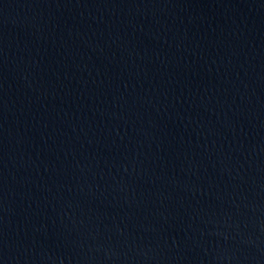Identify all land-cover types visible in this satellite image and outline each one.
Listing matches in <instances>:
<instances>
[{"label": "water", "instance_id": "1", "mask_svg": "<svg viewBox=\"0 0 264 264\" xmlns=\"http://www.w3.org/2000/svg\"><path fill=\"white\" fill-rule=\"evenodd\" d=\"M0 264H264V0H0Z\"/></svg>", "mask_w": 264, "mask_h": 264}]
</instances>
